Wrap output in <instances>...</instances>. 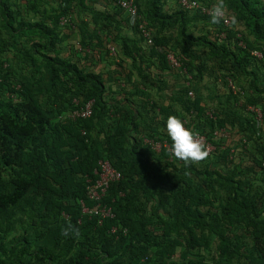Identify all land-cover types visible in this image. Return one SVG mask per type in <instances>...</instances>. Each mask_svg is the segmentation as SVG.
Returning a JSON list of instances; mask_svg holds the SVG:
<instances>
[{
  "label": "trees",
  "instance_id": "trees-1",
  "mask_svg": "<svg viewBox=\"0 0 264 264\" xmlns=\"http://www.w3.org/2000/svg\"><path fill=\"white\" fill-rule=\"evenodd\" d=\"M226 2L228 8L235 11L236 19L243 20L255 37L264 38V3L260 0ZM8 4V0H0V11L11 17ZM146 5L151 19L161 26L173 23L175 17L182 13L162 14L161 0H147ZM2 26L7 30L15 29L10 21ZM220 28V31L226 30L224 40L233 45L234 50H230L226 43L218 46L206 36L200 40L236 69L229 70L230 79L234 80L240 74L253 76L251 88L264 91V87L259 88L257 84L256 72L248 69L256 59L250 51L258 48L245 38L242 39L246 47H239L236 44L238 32L224 27L222 22ZM1 32L0 28V51L14 43L7 42ZM53 46L50 35L47 45L34 42L32 47L37 52L39 47L51 50ZM80 46L79 50L91 47L81 43ZM42 55L46 60L44 64H36L28 53L23 59L27 63L34 60L36 65L44 66L42 79L49 77L47 82L51 83L59 81L62 92L53 90L50 102L41 104L31 86L23 83L21 92L26 97L24 100L14 104L0 103V161L15 169L7 182L8 189L0 190V216L24 203L30 214L44 226L40 229L34 227L33 234L23 235L14 244L11 251L19 246L21 250L12 261L7 260L9 249L3 243L0 231V264H207L196 253L202 247H209L213 235L218 239L221 254L241 251L228 234L237 223L250 228L254 256L259 258L254 260L264 264V201L259 202L260 193L250 194L241 190L240 181L233 178L234 172L222 174L209 169L197 172L193 165L178 168L165 146L155 152L143 141V137L148 135L170 146V138H156L147 133L125 146L120 129L111 136V140L110 135L106 136L105 148L103 142L89 132L93 118L96 117L101 124L106 109L101 77L84 74L68 63ZM180 61L183 64L182 59ZM69 92L80 103L93 100L89 117L74 118L75 121L59 118L64 110L77 107L69 98L66 101ZM232 95L233 98L235 94ZM254 101L255 98H251L248 103L254 105ZM193 102L196 106L199 99L195 98ZM137 114L140 115L139 112ZM129 118L130 126L136 129L137 116L133 114ZM209 119L211 127H222L223 119ZM66 127L70 132L64 129ZM156 154L167 161L162 163ZM101 158H107L122 177L110 183L101 199L102 204L112 207L114 215L99 222L98 215L82 212L78 200L87 207L95 204L87 197L86 180L97 178L95 170ZM154 160L158 161V166L154 165ZM192 172L197 177L203 174L199 178L201 184L188 177ZM218 187L223 190L219 192ZM154 199L156 202L151 203ZM216 201L219 202L218 208L213 206ZM61 212L69 216L67 220L62 218L63 225L56 221ZM68 224L79 229L78 236L74 232L68 236L61 234L62 227ZM112 226L126 227L127 234L111 233ZM178 247H183L180 261H169V256Z\"/></svg>",
  "mask_w": 264,
  "mask_h": 264
},
{
  "label": "crops",
  "instance_id": "crops-1",
  "mask_svg": "<svg viewBox=\"0 0 264 264\" xmlns=\"http://www.w3.org/2000/svg\"><path fill=\"white\" fill-rule=\"evenodd\" d=\"M136 1L138 16L128 14L117 5L116 0H8L11 17L0 11V25L10 21L15 28L7 30L2 26L7 35L4 37L1 32V36L7 42L14 43L1 52L10 49L23 63H27L23 58L28 53L39 64L46 63L44 54L68 63L84 74L101 77L106 109L101 124L96 117L93 118L89 132L102 141L105 148L106 136L110 135L111 140V136L120 129L124 134L121 139L125 146L129 142L140 140L147 133L156 138H170L166 123L167 117L172 114L182 120L189 119L192 126L211 130L214 127L209 123L207 112L219 107L222 110L223 101L232 105L229 90L220 87L223 82L221 73L231 68V64L200 40L206 36L216 45L226 43L230 50H234L233 45L218 35L221 22L212 24L211 16L205 19L197 10H183L177 0H161L162 14L182 12L175 17L173 23L161 26L158 21L151 19L147 0ZM199 1L204 4L202 0ZM260 1L264 3V0ZM205 5L212 7L211 4ZM233 16L236 18L235 11L228 8L229 28L244 34L248 41L260 49L264 45V38L255 37L243 20L236 19L237 23L232 25ZM138 21H143L149 29L151 44L138 33ZM50 31L52 34H49ZM50 35L54 42L53 48L46 50L39 47L37 52L34 51L33 43L47 45ZM80 43L91 47L79 50ZM110 47H115V53L110 52ZM168 52H173L182 59L183 64L179 68L168 63ZM254 60L248 69H253L257 74L259 64ZM43 70L45 72V68ZM206 79L208 83L205 82ZM57 89V93L62 92V89ZM188 90L193 91V96H188ZM195 98L199 99L196 106L193 102ZM227 110L228 108L223 109L224 112ZM231 110L234 113L231 114V119H227L233 121L232 126L236 127L246 121L243 113L234 107ZM66 111L68 110L62 113ZM133 114L137 116L136 129L128 121ZM64 117L65 115H59L60 119ZM225 125L226 122L223 121L222 127ZM156 155L162 163L167 161L160 154ZM174 163L181 169L183 166L193 165H186L180 160H175ZM154 165L158 166L157 160H154ZM193 166L197 172L203 171ZM205 169L219 171L209 167ZM234 170L233 168L228 172ZM194 173L188 177L193 180L203 177V174L197 177Z\"/></svg>",
  "mask_w": 264,
  "mask_h": 264
},
{
  "label": "rangeland",
  "instance_id": "rangeland-1",
  "mask_svg": "<svg viewBox=\"0 0 264 264\" xmlns=\"http://www.w3.org/2000/svg\"><path fill=\"white\" fill-rule=\"evenodd\" d=\"M202 1L204 4L206 3L208 5H212L214 2V0ZM0 28L2 36L6 37L7 33L4 32V28H2L1 25ZM238 33L241 34L242 38L247 39L244 34ZM259 50L262 52V57L256 58L255 60L259 64V67H257V69L259 68L257 71V84L259 88H262L264 87V45H261ZM33 61L28 64L23 63L14 51L10 49L5 52L0 51V103L10 102L14 104L24 100L26 97L21 92L23 83H27L28 86H31L36 100L41 104L50 102L49 99L51 98L50 96L53 95V90L58 92L57 88H62L59 81L51 83V81L47 82V80H50L49 77L42 79L45 74L43 70L44 67L36 65L38 63L36 62L35 64ZM37 66H39L38 69ZM231 68L232 70L235 69L233 67ZM231 68L221 73L223 82L220 87L228 90L227 80L230 79L228 76ZM64 78L65 77H63V79ZM252 80H254L253 76H248L247 74L237 75L233 81L236 87L240 88L242 93L236 95L237 97L234 95L231 100L232 105H227L228 101H223L224 105L222 106V110L219 107L212 108L207 112L208 117L211 119H223V121L226 122L224 127L215 125L211 130H202L201 128L192 126V123H189V119L183 121L186 127L199 133V138L202 139L209 151V156L205 160L192 164L195 165L198 170H204L206 167H209L211 169H217L222 173L228 172L230 169L234 168L236 171L230 172H234L233 178L240 181L239 188L250 194H254V192L260 193L258 198L260 202L262 200L264 201V91L260 89L253 90L249 86ZM205 82L208 83L209 81L206 79ZM15 84H19V91L16 90ZM229 93L231 95L233 94L230 90ZM72 97L73 95L69 92L66 101L67 98L72 101L75 96ZM80 98H82L81 95ZM251 98H255L254 105L251 102L248 103V100ZM232 107L237 109L240 113H243L244 118H246V121L241 122L236 127L232 126L234 124L233 121L227 119H231L230 116L232 113L230 111H232ZM224 108H228V110L224 112ZM67 110L68 111L62 113V115H65L62 120L66 121L69 119L70 121H75V119L71 117L73 109L69 108ZM64 129L70 132L68 127ZM172 159L177 161L174 156ZM13 172H15V169L13 170V168L4 165L0 161V190L8 189L9 186L7 182ZM78 176L80 177L81 174ZM194 182L201 184V180L197 178H194ZM221 188L222 187L217 188L219 192L223 190ZM73 202H77V200H73ZM78 202L81 203L82 200H78ZM155 202L156 199L153 200V203ZM218 203V201L214 202L213 206L218 208ZM62 218L67 220L69 216L65 212H61L56 218L59 225H63V222H61L63 220ZM43 226L44 225L40 223L37 218L30 214L28 207L24 203L10 208L7 214L0 216V231L3 234V243H5L7 249H9L7 260H14L19 250H21V246L15 248V250L13 249L14 251H11V248H13L14 244L22 238L23 235L27 233L33 234L35 230L34 227H39L40 229L43 228ZM228 234L239 246L240 252L231 251L221 254L218 249V239L213 235L210 239L208 248L202 247L198 249L199 252L196 253L198 257L202 258L207 264H260L259 260H254V258H259L254 256V242L250 228L247 225L244 223H237L229 230ZM32 249L33 247L29 249L28 252H31ZM182 250L183 247H178L171 257L169 256V261L179 262ZM23 256H26V254Z\"/></svg>",
  "mask_w": 264,
  "mask_h": 264
},
{
  "label": "built area",
  "instance_id": "built-area-1",
  "mask_svg": "<svg viewBox=\"0 0 264 264\" xmlns=\"http://www.w3.org/2000/svg\"><path fill=\"white\" fill-rule=\"evenodd\" d=\"M177 2L179 6L184 10H197L200 14L210 16V11L212 7H209L201 3L199 0H177ZM116 3L120 8L125 10L128 14L132 16H138V7L136 4V0H116ZM66 20L67 19H65V21ZM221 22L224 27H229L230 25L229 18L227 19V22L225 21H221ZM136 27L139 34L146 40V42L151 44L152 43L151 33L149 29L146 27L145 23L143 21H138ZM218 35L220 38L225 39L227 36V32L225 29H222L218 33ZM237 38H239V40L236 42V44L241 48H245L246 44L239 33L237 34ZM78 49H81L80 44H78ZM110 52L115 53V47H110ZM250 52L251 55H253L256 58L262 57V52L259 49H252ZM166 59L168 63L174 68H179L181 66L180 59L173 52L166 53ZM227 86L229 90L235 95H239L242 93L240 88L236 87L232 79L227 80ZM15 88L16 90H19L20 89L19 84H15ZM188 96L190 97L193 96V92L191 90L188 91ZM72 103H74L77 106L71 112L72 118H87L91 115L93 100H88L86 102L80 103V100L74 97L72 99ZM143 141L145 144L150 146V148L155 152H159L162 146H165L168 149V151L170 149V146L167 145L166 143H161L160 141H156L148 135H145L143 137ZM169 153H170V158L172 159L173 155L171 154L170 151ZM98 166H99L98 169L95 170L97 173V178L96 179L87 178L86 180L87 197L93 202H95V204L92 207H87L83 204V202H81V205H82V212L84 214L98 215L100 218L99 222H101L103 218L112 217L114 215L112 207L107 204H102L101 199L106 194L110 183L119 180L122 176L121 173L111 165L110 161L107 158L99 159ZM110 231L111 233H115L118 231L122 235L127 234L126 227L117 228L115 226H112Z\"/></svg>",
  "mask_w": 264,
  "mask_h": 264
},
{
  "label": "clouds",
  "instance_id": "clouds-1",
  "mask_svg": "<svg viewBox=\"0 0 264 264\" xmlns=\"http://www.w3.org/2000/svg\"><path fill=\"white\" fill-rule=\"evenodd\" d=\"M228 5L226 0H214L210 11L211 23L219 24L221 21L227 22ZM232 25L237 23L236 18L231 17ZM167 134L171 139L169 151L171 154L186 165L199 163L209 156V151L199 138V133L193 129L186 127L185 122L177 115H169L167 117ZM79 235V229L68 224L62 227L61 234L68 236L70 233Z\"/></svg>",
  "mask_w": 264,
  "mask_h": 264
}]
</instances>
